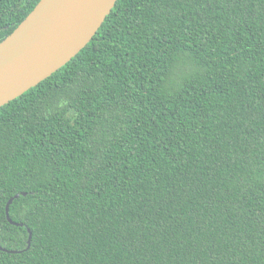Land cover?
I'll return each instance as SVG.
<instances>
[{
	"label": "trees",
	"instance_id": "1",
	"mask_svg": "<svg viewBox=\"0 0 264 264\" xmlns=\"http://www.w3.org/2000/svg\"><path fill=\"white\" fill-rule=\"evenodd\" d=\"M38 2L0 0V42ZM0 245V264H264V0H117L0 107Z\"/></svg>",
	"mask_w": 264,
	"mask_h": 264
},
{
	"label": "water",
	"instance_id": "2",
	"mask_svg": "<svg viewBox=\"0 0 264 264\" xmlns=\"http://www.w3.org/2000/svg\"><path fill=\"white\" fill-rule=\"evenodd\" d=\"M117 0H39L27 17L0 42V107L51 76L94 37ZM26 192L17 193L10 205ZM28 246L32 231L28 229ZM0 250L16 253L0 245Z\"/></svg>",
	"mask_w": 264,
	"mask_h": 264
}]
</instances>
